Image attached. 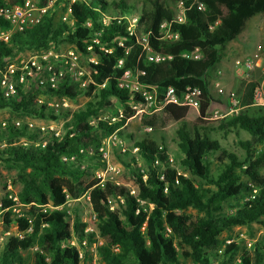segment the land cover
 Returning a JSON list of instances; mask_svg holds the SVG:
<instances>
[{"label":"trees","instance_id":"trees-1","mask_svg":"<svg viewBox=\"0 0 264 264\" xmlns=\"http://www.w3.org/2000/svg\"><path fill=\"white\" fill-rule=\"evenodd\" d=\"M37 1L45 5V0ZM178 1H183L185 9L182 24L172 22ZM197 1L203 3L204 11L194 0H146L149 8L144 1L60 0L69 9L66 22L55 24L54 14L48 11L38 25L13 32L7 42L0 41V71L19 53L69 46L85 58L90 79L80 88L66 74L55 90L20 85L9 97H4L0 85V111L16 118L65 121L60 138L26 124L18 128L12 122L0 131V143L4 144L0 162L18 170L22 184L18 197L30 206L27 214L13 217L15 203L0 200V220L8 233L0 243V264H88L97 237L103 240L96 251L104 264L233 262L239 246L225 244L221 235L264 217V112H251L258 83L242 80L235 92L239 112L214 120L213 108L221 102L210 93L209 81L221 66L225 45L252 17L264 15V0ZM23 2L0 0V5ZM130 16L137 17L132 30L128 29ZM163 22L171 23L177 39H162ZM8 27L0 20V29ZM143 37L163 60L146 59ZM195 48L198 58L183 56ZM126 70L148 87L156 103H162L168 88L180 101L143 114L144 126L157 131L187 117L192 119V127L182 123L177 128L175 141V162L179 159L190 176L175 169L163 136L146 134L135 139L126 133L125 126L135 112L130 105L144 102L138 93L118 87ZM185 94H191L197 107L181 104ZM81 96L88 99L83 107L56 114L46 104L37 103L39 98L74 101ZM102 111L114 113L115 119H97ZM97 132L105 136L115 132L121 144L128 143L117 154L126 173L116 181L97 175L107 166L98 149L93 155L88 153L89 144L99 145ZM230 135L237 138L243 156L222 146L221 139ZM21 139L28 144L21 145ZM43 140L44 147L34 145ZM133 147L137 148L135 154ZM86 196L92 214L87 221L77 211H42L48 204L58 208L67 200ZM13 225L16 234L10 233ZM29 250H33L31 262L22 256ZM235 264H264V244L255 242Z\"/></svg>","mask_w":264,"mask_h":264},{"label":"rangeland","instance_id":"rangeland-1","mask_svg":"<svg viewBox=\"0 0 264 264\" xmlns=\"http://www.w3.org/2000/svg\"><path fill=\"white\" fill-rule=\"evenodd\" d=\"M30 1L34 3H38L37 0H30ZM65 1L67 2L68 0ZM143 1L145 2L146 7L149 8L150 5L146 2V0H128L129 3L136 2L138 4H140ZM49 11L54 14L53 20L55 24L59 22H66L68 20L67 6L64 5V3L60 2V0H56L53 6L49 9ZM262 19H264V15L256 14L246 24L245 29L241 34L245 38V40L242 43L243 51L235 52L231 49H228L229 43L226 44L222 50L223 59L221 66L218 69L219 72L216 73L214 79H211L209 81L210 93L215 99L221 102L220 105L217 104L215 105V108H213L214 120L220 119L222 117H230L231 115H235V113L231 112V108L229 106L226 97L219 96L217 94L216 85L222 87L226 92L235 93L239 87L240 81L242 80H252L258 83L260 96L256 98V103L252 108L251 112L253 111L256 112L259 109L263 110L264 112V70L253 69L247 71L242 68H239L236 65L237 61L241 62L248 58H251L255 53L264 52V40L262 39L260 41L259 37L257 38V34L259 33V31H261L264 35V28H260V22ZM239 37L240 36H237L233 40V42L238 41ZM257 42H259V48L257 47ZM70 48L71 47L69 46H62L56 50L54 47H51L49 48V50L52 51L53 53L64 55L68 52ZM36 54H38V52L37 53L22 52L19 53V55H17L16 57H14L13 60L27 59ZM81 61H82V65H85L86 63L85 58H82ZM87 101L88 99L84 98L83 96L77 98V100L69 101L70 106L68 109L71 110L79 109L83 107ZM119 110H121V108L117 106V113ZM215 112H217L216 115ZM113 114L114 113L102 111L98 113L97 119H102L99 118L100 116L111 118L112 116H114ZM4 120L12 123L13 121L18 120L21 125L26 124L29 127L30 124L31 129H40V127H45V129L49 130L50 128H54L55 130L64 133V128H63L65 122L64 119H59L57 121H50V120H37L31 118H16L10 115L6 111H0V122ZM182 123H187L189 127H192L193 124L192 119L190 117H187L186 119L183 120V122L172 123L161 130H157V131L152 130L148 132L146 130V126L142 124L140 116H136V117L134 116L127 122L125 126V131L126 133H130L131 135H133L135 139L144 137L146 134L154 135L156 137L163 136L165 138V141L167 142V145L171 152V156L174 159L175 169L179 173H184V175L190 176L186 171H184V169L178 163L179 159H177V162H175V159L178 158L177 147L175 144L176 130L181 126ZM96 136L99 145L95 147L96 145L94 146L92 144H89L88 153L89 155H93V152L96 149L100 151L99 149L102 147L108 154V158L106 160L108 165V172L105 173L104 171L100 170V174L101 175L104 174L105 177H108L109 179L116 181L119 175L126 173L120 160L117 159V154L121 151V149L125 145H128V143L126 142L124 145L120 144L119 141L113 143L109 139L110 135L105 136L101 132H97ZM241 138L244 139L245 135L242 134ZM24 140L25 139H21V141ZM236 141L237 138H235V136L233 135H230L224 140L221 139V144L227 149L235 152L237 155L243 156L242 151L238 149L236 146ZM3 147L4 144L0 143V148ZM21 189H22V184L19 182L18 179V170L0 162V200H2L3 198H7V199H11L15 203V207L13 209V217L23 216L27 214L29 211L30 206L25 203H22L19 200L18 194L20 193ZM39 208L41 209V207ZM53 209L54 208L51 206V204H48V206L46 207L47 211H51ZM63 209L71 213L77 211L80 217L85 220H89L92 215L91 209L86 199H81L78 202L76 201L68 202L67 204H65ZM10 233L12 234L17 233V229L15 225L11 227ZM7 234L8 233L4 232L3 224L0 220V243L4 240ZM220 239L224 241L225 244H228L230 242H235L239 246V251L233 257V262L231 263V264H235L236 262H238L241 253H243V251L245 250H250L255 242L261 241V243L264 244V217H261L257 222L252 223L250 226L235 227L229 232L223 233ZM32 253L33 250H29L27 252H23L22 256H24L29 260V262H31ZM96 264H104L98 257V254L96 256Z\"/></svg>","mask_w":264,"mask_h":264},{"label":"built area","instance_id":"built-area-1","mask_svg":"<svg viewBox=\"0 0 264 264\" xmlns=\"http://www.w3.org/2000/svg\"><path fill=\"white\" fill-rule=\"evenodd\" d=\"M56 0H45V5L40 6L38 3H34L30 0H24L22 5H14V6H1L0 5V20L5 21L9 24L8 28L0 29V41L7 42L9 40L10 35L15 31H22L25 27H34L38 25L43 17L47 14L49 9L53 6ZM75 1V0H71ZM194 3L197 5V8L200 11L205 10V6L203 3L194 0ZM69 11V9H67ZM127 21L129 23V30L134 29L137 21L136 16L127 17ZM172 22L177 24H182L185 22V9L183 1H178L176 4V14L173 18ZM89 26V24H87ZM160 35L163 40L171 41L177 39L178 34L173 33L171 31V23L163 22L160 24ZM143 40V50L145 52V57L148 61H159L163 60L164 57L160 56L159 53L154 51V49L148 45L146 42L145 37L142 38ZM183 56H189L192 58L199 57V50L195 48L194 51L190 54H184ZM83 57L77 53L73 48H70L68 52L64 55H59L53 53L50 50L42 51L34 56H31L27 59H20V60H9L8 63L5 65L1 73V81L0 85L3 91L4 97H9L15 94L16 88L20 85L24 87L28 85H38V87L42 89H52L55 90L58 88L59 81L63 78L66 74L69 75V78L76 83L80 88L86 87V85L90 82L88 72L86 70L85 65H82ZM90 62L94 60L92 58L89 59ZM122 61H119V66H121ZM236 65L239 68L244 70H264V52L255 53L251 58H248L244 61H237ZM118 87L120 89H126L130 92L138 93L144 100L141 104H134L132 103L130 107L135 110L134 115L132 117L141 116L143 114H151L155 112L160 106L173 103L179 104L180 101L177 98L174 90L172 88H168L162 103H156L154 97L150 94L147 90L148 87L141 85L137 81L136 75H134L131 71L126 70L124 71L122 77L118 81ZM217 94L219 96H225L228 100L229 106L231 108V112L237 114L241 109L239 105V98L234 92H226L222 87L216 85ZM260 96L259 87L255 90V102L256 98ZM71 100L67 98H52L50 100H44L39 98L37 100L38 104H46L49 109L53 111V113H58L60 110L68 109L70 106ZM181 104H186L192 107H197V102H195L191 98V94H185ZM217 112H215L216 115ZM118 116H122V110L118 111ZM131 117V118H132ZM102 119H108L107 117H99ZM129 118L128 121L131 119ZM112 121L115 117L109 118ZM94 120L90 119L92 123ZM13 124L16 127H21V124L18 120L13 121ZM8 125L7 121L0 122V131L6 128ZM31 129V125L29 127ZM41 132L48 134L49 136H53L55 138H60L62 133L54 128H50L49 130L45 129V127H40L39 129ZM148 132L152 131L150 127H146ZM71 136V135H70ZM110 141L116 143L119 139L116 136V133H112L109 136ZM46 140L36 142L35 146L44 147ZM120 143V141H119ZM23 146L28 144L27 141H21L20 143ZM121 144V143H120ZM102 159L107 160L108 154L107 152L101 147L99 149ZM132 153L135 154L137 152V148H132ZM73 159V158H71ZM63 161L69 160L67 157H62ZM107 165V161H106ZM105 173L108 172V165L104 170ZM98 176L105 177V175H101L100 171H98ZM86 200L88 197H85ZM82 198V199H85ZM80 200H76L78 202ZM68 202H75V200H67L65 204ZM65 204L61 207H53L54 209H63ZM63 207V208H62ZM114 205L111 206L113 209ZM42 211H47L46 207H42ZM69 212V211H68ZM84 221H87L83 219ZM86 231H92L91 228H87ZM103 245V240L101 238L96 239L95 243L90 247V253L88 255V264H96V256H97V247ZM118 249L115 247L114 251L116 252ZM84 253L82 250H79V258L83 259Z\"/></svg>","mask_w":264,"mask_h":264},{"label":"crops","instance_id":"crops-1","mask_svg":"<svg viewBox=\"0 0 264 264\" xmlns=\"http://www.w3.org/2000/svg\"><path fill=\"white\" fill-rule=\"evenodd\" d=\"M260 28H264V19L261 20L260 22ZM243 32V31H242ZM242 32L238 35L240 36L238 41L233 42V40L231 42H229V46L228 49H231L233 51H243L242 48V43L245 40V38L241 35ZM259 37L260 41L263 39L264 40V35L261 31H259V33L257 34V38ZM233 42V43H232ZM257 47L259 48V42H257ZM257 48V49H258ZM219 72V71H218ZM248 81V80H245ZM241 82V81H240ZM240 84V83H239Z\"/></svg>","mask_w":264,"mask_h":264}]
</instances>
